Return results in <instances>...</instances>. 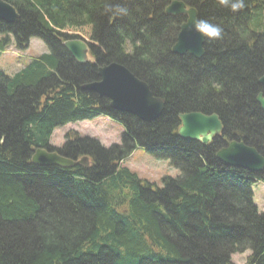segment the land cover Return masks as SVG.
<instances>
[{"label": "trees", "instance_id": "16d2710c", "mask_svg": "<svg viewBox=\"0 0 264 264\" xmlns=\"http://www.w3.org/2000/svg\"><path fill=\"white\" fill-rule=\"evenodd\" d=\"M20 15L0 22V56L33 38L48 52L9 76L0 70V264H264V211L254 203L259 173L220 165L214 147L176 135L179 116L217 114L231 137H249L264 157V111L256 98L264 76V0L232 12L217 0H3ZM173 1L219 25L201 60L173 54L184 16ZM127 9L126 14L117 8ZM66 40H82L94 62L78 64ZM119 63L166 103L146 123L113 112L82 90L102 65ZM101 115L120 121L122 144L70 141L61 154L87 156L89 167H38L53 132ZM142 147L180 171L162 186L122 162Z\"/></svg>", "mask_w": 264, "mask_h": 264}, {"label": "water", "instance_id": "95a60500", "mask_svg": "<svg viewBox=\"0 0 264 264\" xmlns=\"http://www.w3.org/2000/svg\"><path fill=\"white\" fill-rule=\"evenodd\" d=\"M168 15L188 16L187 22L180 29L177 43L173 47V54L177 56L190 55L196 60L205 56L206 38L193 29L198 20L195 9H186L183 2L173 1L166 9ZM20 15L9 3L0 0V22L12 25L19 21ZM65 49L78 64L94 62L88 45L82 40H66ZM264 85V77L260 80ZM82 90L97 95L110 102L112 111L129 114L139 120L150 123L156 121L165 111L166 103L155 97L147 82L139 79L126 66L119 63L105 64L98 68L97 79L85 84ZM258 103L264 110V98L259 97ZM182 126L179 136L184 140H198L203 144L219 134L221 123L216 115L206 116L200 113H191L181 116ZM217 160L222 166L231 169L243 170L249 173H259L264 169V157L254 148L244 143H230L227 149L217 154ZM32 164L48 168H73L76 166L88 167L89 158L72 160L46 148L37 149L32 156Z\"/></svg>", "mask_w": 264, "mask_h": 264}, {"label": "rangeland", "instance_id": "374dc122", "mask_svg": "<svg viewBox=\"0 0 264 264\" xmlns=\"http://www.w3.org/2000/svg\"><path fill=\"white\" fill-rule=\"evenodd\" d=\"M1 39V36H0ZM48 52L45 43L37 38L29 42L27 50H18L12 44L0 56V70L12 76L21 71L32 59ZM75 132L81 139L97 143L101 148H110L122 144L123 125L120 121L104 115L91 120L69 124L56 129L52 144L62 146L67 139V133ZM122 166L129 168L140 178L162 186V179L169 176L177 178L180 171L173 167L168 160L157 159L148 154L142 147H137L123 162ZM254 203L260 212L264 211V184L257 182L253 186ZM250 252L236 254L232 257L234 264H246Z\"/></svg>", "mask_w": 264, "mask_h": 264}, {"label": "flooded vegetation", "instance_id": "af4514ba", "mask_svg": "<svg viewBox=\"0 0 264 264\" xmlns=\"http://www.w3.org/2000/svg\"><path fill=\"white\" fill-rule=\"evenodd\" d=\"M260 5H264V2H260ZM186 9H191L190 7H188L187 6V8ZM195 9V8H194ZM184 18H185V20L187 21V19H188V16H184ZM198 20H199V18H198ZM185 21V22H186ZM206 45V44H205ZM205 48V47H204ZM186 56H189V57H191L190 55H186ZM180 57H184V56H180ZM193 58V57H192ZM264 76H261L259 79H258V85H259V91L257 92V98H256V101H257V103H258V99H259V97L260 96H262V98H264V85H262L261 83H260V80L263 78ZM99 99H101L102 100V98H99ZM105 100H107V99H105ZM108 102H109V100H107ZM110 103V102H109ZM258 105H259V107L261 108V106H260V104L258 103ZM262 109V108H261ZM262 111H264L263 109H262ZM113 112H115V111H113ZM118 113V112H117ZM191 113H199V112H190V113H186V114H191ZM186 114H181L180 116H179V120H180V122L179 123H177V130H176V135L179 137V138H181L180 136H179V130H180V128H181V126H182V122H181V116L182 115H186ZM200 114H203V113H200ZM203 115H206V116H212V115H216V116H218L217 114H212V115H208V114H203ZM124 116H129V117H135V116H132V115H129V114H124ZM135 118H137V117H135ZM218 118H219V120H220V123H221V130H220V132H219V134H217V135H214L213 136V138L208 142V144H203L201 141H198V140H184V141H191V142H195V143H198V144H200V145H202L203 147L205 146V147H214V157L217 159V154L220 152V151H222V150H224V149H227L228 148V146H229V144L230 143H233V142H235V143H244L245 145H247L248 147H251L250 145H248V141H249V137H247L246 135H244V136H242V137H239V136H237V135H235V136H233V137H231L230 135H228L229 134V132H227V130L225 129L226 127H225V125H224V123L222 122V120L220 119V117L218 116ZM154 122V121H153ZM69 137V136H68ZM72 138H75V135H73V137ZM182 139V138H181ZM72 140H74V139H70V140H68V142L67 143H69L70 141H72ZM66 143V144H67ZM66 144L64 145V147L62 146V147H56V146H52L51 145V147L49 148V151L50 152H56V153H59V154H61V149L62 148H66L65 146H66ZM250 144V143H249ZM251 148H254V149H256L255 147H251ZM257 150V149H256ZM259 153V152H258ZM260 154V153H259ZM261 155V154H260ZM221 165V164H220Z\"/></svg>", "mask_w": 264, "mask_h": 264}, {"label": "clouds", "instance_id": "9594fccd", "mask_svg": "<svg viewBox=\"0 0 264 264\" xmlns=\"http://www.w3.org/2000/svg\"><path fill=\"white\" fill-rule=\"evenodd\" d=\"M217 2L221 7L227 8L232 12L241 11L246 7V0H217ZM117 10L121 14H126L127 12L125 8L118 7ZM193 29L208 40L221 38L223 32V29L219 25L202 19L194 22Z\"/></svg>", "mask_w": 264, "mask_h": 264}, {"label": "bare ground", "instance_id": "6f19581e", "mask_svg": "<svg viewBox=\"0 0 264 264\" xmlns=\"http://www.w3.org/2000/svg\"><path fill=\"white\" fill-rule=\"evenodd\" d=\"M180 2H182V1H180ZM183 3H184V2H183ZM184 4H185V3H184ZM185 6H186V4H185ZM168 7H169V6H168ZM168 7H167V8H168ZM186 8H187V6H186ZM191 9H194V8H191ZM195 10H196V9H195ZM196 11H197V10H196ZM167 15H168V14H167ZM173 16H174V15H173ZM180 16H185V15H180ZM186 22H187V21H186ZM186 22H185V23H186ZM181 27H182V26H181ZM180 29H181V28H180ZM179 33H180V32H179ZM178 35H179V34H178ZM177 38H178V37H177ZM65 43H66V42H65ZM65 43H64V44H65ZM176 43H177V41H176ZM176 43H175V44H176ZM174 46H175V45H174ZM160 99H161V98H160ZM162 100H163V99H162ZM163 101H164V100H163ZM66 158H67V157H66ZM260 172H261V171H260Z\"/></svg>", "mask_w": 264, "mask_h": 264}]
</instances>
